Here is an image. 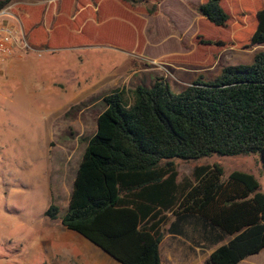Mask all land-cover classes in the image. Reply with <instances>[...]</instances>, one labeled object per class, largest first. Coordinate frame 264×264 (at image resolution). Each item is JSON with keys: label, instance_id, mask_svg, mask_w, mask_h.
<instances>
[{"label": "rangeland", "instance_id": "obj_1", "mask_svg": "<svg viewBox=\"0 0 264 264\" xmlns=\"http://www.w3.org/2000/svg\"><path fill=\"white\" fill-rule=\"evenodd\" d=\"M199 2L161 0L153 7V0H10V8L26 11L27 22L23 28L11 10L7 20L25 32L31 48L16 50L0 67V264H117L69 231L80 239L75 246L59 222L72 169L105 106L102 97L118 89L128 102L135 85L156 78L176 93L193 79L214 77L221 66L250 63L263 46L234 45L232 38L252 30L231 29L230 19L223 28L210 24L197 12ZM220 3L232 14L254 11L264 0ZM80 15V33L68 30ZM172 161L178 181L191 179L195 165L216 163L222 178L244 171L264 191L258 153ZM49 203L58 206L56 219L43 215ZM205 252L184 264L199 263ZM237 264H264V247Z\"/></svg>", "mask_w": 264, "mask_h": 264}, {"label": "trees", "instance_id": "obj_2", "mask_svg": "<svg viewBox=\"0 0 264 264\" xmlns=\"http://www.w3.org/2000/svg\"><path fill=\"white\" fill-rule=\"evenodd\" d=\"M160 1L153 0V7ZM220 1L200 0L198 14L217 27L230 19L231 29L250 28L243 39H230L234 45H263L251 62L221 66L214 77L193 79L176 93L162 78L135 85L128 102L115 89L102 97L105 106L86 138L59 222L119 264H160L166 210L176 221L169 223L171 231L184 234L181 224L194 218L202 236L215 235L212 244L229 236L200 264H236L264 247V191L252 174L233 170L222 178L214 163L195 165L191 179L178 181L172 161L258 153L264 174V5L231 14ZM9 2L0 0V10ZM10 10L24 28L26 11ZM82 17L65 27L80 33L76 20ZM40 20L45 25L46 14ZM58 210L49 203L43 215L55 219Z\"/></svg>", "mask_w": 264, "mask_h": 264}, {"label": "crops", "instance_id": "obj_3", "mask_svg": "<svg viewBox=\"0 0 264 264\" xmlns=\"http://www.w3.org/2000/svg\"><path fill=\"white\" fill-rule=\"evenodd\" d=\"M78 159L79 158H77V160ZM73 176H74V167H73L72 173H71L70 187H69L68 193L65 197L66 198L65 199V206H66V203H67V200L69 197V192L71 189V183H72ZM163 214H164V220L162 221L161 226H160V229L162 232V237L158 243V254H159L160 264H184V261L187 257L194 256L195 252H196V254H198L197 252L200 249H202L203 251L205 250L206 252L204 253L202 260H200L199 263H197V264H200L208 256L210 251L215 246L225 242L229 238V236L224 237L223 239L226 238L225 241L221 242L222 241L221 240L220 242H217V244H212L215 235L212 234L211 236L210 235L206 236V238L204 236H202L201 231L203 230V226L200 225V223H195L194 218L191 219V222H190L191 225L188 222H186L185 224H181L180 228L184 234H182L181 232H178V231H171L170 228L168 229V225L170 222H176L175 218L171 214V212L168 210L163 211ZM64 230L65 231L62 233V235L66 238L69 237V240L72 241V243L75 246H78V248H80L81 246L78 245L81 243L80 239H77V237L75 238L74 235H70L71 233H69V231H71V230H68L66 228ZM71 232H73V231H71ZM73 233H75V232H73ZM179 233H181V234H179ZM188 233H191V234H189V236H188ZM79 236H81V235H79ZM82 238H84V237H82ZM162 254L164 255V258H162ZM114 262H116V261H114ZM116 263L119 264L118 262H116ZM104 264H111V263L105 262Z\"/></svg>", "mask_w": 264, "mask_h": 264}, {"label": "built area", "instance_id": "obj_4", "mask_svg": "<svg viewBox=\"0 0 264 264\" xmlns=\"http://www.w3.org/2000/svg\"><path fill=\"white\" fill-rule=\"evenodd\" d=\"M9 8L6 6L0 10V67L16 50L31 48L21 29L7 20L14 17Z\"/></svg>", "mask_w": 264, "mask_h": 264}]
</instances>
